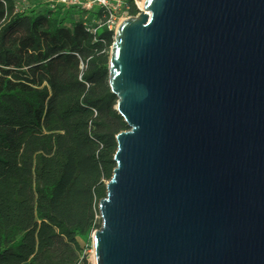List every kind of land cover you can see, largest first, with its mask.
<instances>
[{"label": "water", "instance_id": "water-1", "mask_svg": "<svg viewBox=\"0 0 264 264\" xmlns=\"http://www.w3.org/2000/svg\"><path fill=\"white\" fill-rule=\"evenodd\" d=\"M108 85L130 130L95 264H264V0H146Z\"/></svg>", "mask_w": 264, "mask_h": 264}, {"label": "trees", "instance_id": "trees-1", "mask_svg": "<svg viewBox=\"0 0 264 264\" xmlns=\"http://www.w3.org/2000/svg\"><path fill=\"white\" fill-rule=\"evenodd\" d=\"M40 8L0 0V264H91L93 213L130 130L108 85L115 33L87 31L101 11Z\"/></svg>", "mask_w": 264, "mask_h": 264}, {"label": "built area", "instance_id": "built-area-1", "mask_svg": "<svg viewBox=\"0 0 264 264\" xmlns=\"http://www.w3.org/2000/svg\"><path fill=\"white\" fill-rule=\"evenodd\" d=\"M146 0H51L52 4L63 5L68 9H79L98 17L99 12L103 15L93 18L90 25H86L87 31L96 34L102 28H108L115 32L122 21L138 16L144 12ZM136 9L137 13H134ZM87 19V17H86ZM102 221V218H101ZM86 253V252H85Z\"/></svg>", "mask_w": 264, "mask_h": 264}, {"label": "rangeland", "instance_id": "rangeland-1", "mask_svg": "<svg viewBox=\"0 0 264 264\" xmlns=\"http://www.w3.org/2000/svg\"><path fill=\"white\" fill-rule=\"evenodd\" d=\"M20 5L22 7H27V8H32L33 6H41L40 10H44L46 8V5L52 4L51 0H19ZM75 18L79 19V14L75 13L74 14ZM93 217L95 218V221L97 223L100 222V213H99V204L94 210ZM87 249L89 250L90 256H89V262L93 264L92 258H93V247H92V237L91 241L88 243Z\"/></svg>", "mask_w": 264, "mask_h": 264}, {"label": "bare ground", "instance_id": "bare-ground-1", "mask_svg": "<svg viewBox=\"0 0 264 264\" xmlns=\"http://www.w3.org/2000/svg\"><path fill=\"white\" fill-rule=\"evenodd\" d=\"M92 262H93V264H95V262H94V253H93V258H92Z\"/></svg>", "mask_w": 264, "mask_h": 264}]
</instances>
